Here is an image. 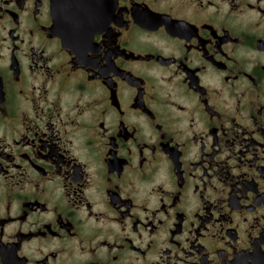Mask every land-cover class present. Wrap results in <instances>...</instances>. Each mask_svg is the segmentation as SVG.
I'll list each match as a JSON object with an SVG mask.
<instances>
[{
  "label": "flooded vegetation",
  "instance_id": "af4514ba",
  "mask_svg": "<svg viewBox=\"0 0 264 264\" xmlns=\"http://www.w3.org/2000/svg\"><path fill=\"white\" fill-rule=\"evenodd\" d=\"M0 264H264V0H0Z\"/></svg>",
  "mask_w": 264,
  "mask_h": 264
},
{
  "label": "water",
  "instance_id": "95a60500",
  "mask_svg": "<svg viewBox=\"0 0 264 264\" xmlns=\"http://www.w3.org/2000/svg\"><path fill=\"white\" fill-rule=\"evenodd\" d=\"M56 12L59 13V7L58 6H56Z\"/></svg>",
  "mask_w": 264,
  "mask_h": 264
}]
</instances>
